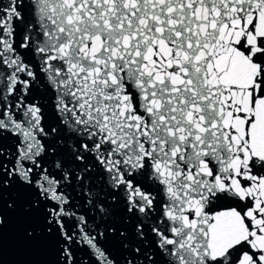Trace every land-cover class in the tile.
<instances>
[{"label": "snow or ice", "instance_id": "6c2138e0", "mask_svg": "<svg viewBox=\"0 0 264 264\" xmlns=\"http://www.w3.org/2000/svg\"><path fill=\"white\" fill-rule=\"evenodd\" d=\"M0 264H264V0H0Z\"/></svg>", "mask_w": 264, "mask_h": 264}]
</instances>
